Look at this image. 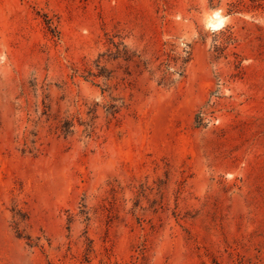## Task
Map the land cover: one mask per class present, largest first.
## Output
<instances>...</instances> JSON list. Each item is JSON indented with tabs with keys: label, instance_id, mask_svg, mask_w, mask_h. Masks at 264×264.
Here are the masks:
<instances>
[{
	"label": "rangeland",
	"instance_id": "rangeland-1",
	"mask_svg": "<svg viewBox=\"0 0 264 264\" xmlns=\"http://www.w3.org/2000/svg\"><path fill=\"white\" fill-rule=\"evenodd\" d=\"M0 264H264V0H0Z\"/></svg>",
	"mask_w": 264,
	"mask_h": 264
},
{
	"label": "bare ground",
	"instance_id": "bare-ground-1",
	"mask_svg": "<svg viewBox=\"0 0 264 264\" xmlns=\"http://www.w3.org/2000/svg\"><path fill=\"white\" fill-rule=\"evenodd\" d=\"M217 16H218V19H217V24H216V25H217V26H218V25L220 26V25L222 24V22H223V18H222L220 15H218V14H217ZM215 23H216V22H215Z\"/></svg>",
	"mask_w": 264,
	"mask_h": 264
},
{
	"label": "trees",
	"instance_id": "trees-1",
	"mask_svg": "<svg viewBox=\"0 0 264 264\" xmlns=\"http://www.w3.org/2000/svg\"><path fill=\"white\" fill-rule=\"evenodd\" d=\"M165 79V76H163L162 80Z\"/></svg>",
	"mask_w": 264,
	"mask_h": 264
}]
</instances>
